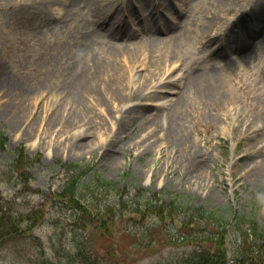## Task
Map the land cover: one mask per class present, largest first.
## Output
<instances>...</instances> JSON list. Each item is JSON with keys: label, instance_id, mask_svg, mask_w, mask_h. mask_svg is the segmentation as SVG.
Returning <instances> with one entry per match:
<instances>
[{"label": "rangeland", "instance_id": "374dc122", "mask_svg": "<svg viewBox=\"0 0 264 264\" xmlns=\"http://www.w3.org/2000/svg\"><path fill=\"white\" fill-rule=\"evenodd\" d=\"M128 1L134 7L127 29L136 27L134 38L125 41L130 48L146 40L145 24L167 21L170 14L175 17L167 29L174 38L151 44L141 55L148 59V66L135 74L144 76L139 80L143 86L151 87L152 78L169 75L156 61L176 60L172 77L186 71L205 79L218 72L223 75L219 86L223 94L195 97L187 105L184 124L190 139L185 148L192 151L187 164L181 161V148L174 152L171 141L162 140L161 130L156 135L150 132L144 140L137 136L145 125L152 126L157 112L166 111L157 109L154 99L142 101L148 118L138 121L136 116L130 135L118 136L106 152L98 140L111 137L110 120L95 121L89 135L78 139H89V147L74 149L66 145L68 133L55 127L48 130L40 120L28 134V120L13 123L0 106V132L8 137L4 146L0 140V264H194L197 254L206 256L222 249L231 263L241 246L230 226L235 224L234 215L247 214L264 226V0H162L168 9L158 11L148 5L152 0ZM61 3L45 7L35 0H18L0 6V58L13 67L19 64L22 73L43 88L53 80L38 56L53 45L69 49L84 33ZM82 11V20L103 34L104 28L90 22ZM217 27L221 35L226 32V40L230 35L242 42L241 49L214 57L213 48L224 37L209 41L202 40V35ZM119 39L104 33L89 54L106 55L120 44ZM169 86L179 89L176 84ZM47 94H39L35 104L40 113L50 99ZM20 146L37 158L32 167L13 166L14 152ZM72 162L87 166L78 182L91 186L78 203L63 189L70 174L64 164ZM107 181L116 182V189L123 188L121 199L126 205ZM141 187L147 196L177 195L230 219L224 243L202 238L207 233L216 235L221 219L207 216V220L184 222L182 217L131 211L128 206L134 197L138 199ZM179 234L196 239L172 240Z\"/></svg>", "mask_w": 264, "mask_h": 264}, {"label": "bare ground", "instance_id": "6f19581e", "mask_svg": "<svg viewBox=\"0 0 264 264\" xmlns=\"http://www.w3.org/2000/svg\"><path fill=\"white\" fill-rule=\"evenodd\" d=\"M17 1L0 0V6L11 5ZM58 1L59 3L62 1L61 4H63L65 13L72 15L73 21L81 26L84 33L74 43L73 47L68 49L67 45L64 47L59 44L53 45L38 56L37 60L42 62V68L46 69V73L53 80L49 83L50 87L43 88L42 83L35 82L24 75L19 64L13 67L6 60L0 58V99H3L0 106H2V114L13 123L28 120L30 123L26 128L28 134L31 133L35 121H44L48 130L55 127L68 133L66 145L74 149L89 147V139L85 141L78 139L84 135H89L91 126L95 121L100 123L104 120H110L112 132L109 135L111 137L106 136L98 140L103 152H106L108 149H112V142L118 136L130 135L129 128L133 127L132 123L135 122L136 116L137 120L148 118L143 112L145 103L142 101L144 98L154 99L157 101L155 107L157 109L164 108L163 110L166 111L159 114L157 112V115L151 118L152 126L145 125L142 129L144 131L137 132V136H141V140H144L150 137L148 135L150 132V134L156 135L161 130L159 135H161L162 140L171 141L173 148H175L174 152L181 148L183 155L181 161L187 164L186 159L192 151L185 148L190 139V133L184 124L187 118L186 107L191 104L190 100L195 97L201 100L213 94L222 96L223 92H219V86L223 75L213 72L210 78L207 76L203 79L201 75L185 71L176 77H172L171 74L177 61H169L167 64L165 61L159 63L156 61L157 67L164 68L169 75L164 77L161 74L156 80L152 78V86L145 87L142 81H139L144 76L138 77L135 71L148 66V59L144 60V57H141L148 46L156 42L170 41L174 38L173 33L167 30L175 22V17L172 14L168 16L167 21L151 23L150 26L149 23L145 24L147 28L145 31L146 40L141 41V45H133L130 48L125 41L134 38L132 30L134 31L136 28L131 26L132 30L127 29L132 17L130 13L134 7V5L129 4L130 1L35 0L45 7H49ZM148 5L155 11H158V8L168 9V4L162 0H152ZM75 6L76 8H74ZM81 10L88 14L90 22H97L104 28L103 34L108 33L114 39L115 37L116 39L120 38V44L114 50L108 54L105 53L106 55L89 54L95 41L101 39L103 34L82 20L79 16ZM164 31L166 32L165 35H158V32ZM221 33H223L221 27H217L214 31L202 35V40L211 41L217 36L225 39L226 32L224 35ZM249 34L248 31L246 36ZM244 35L240 34V36L245 37ZM202 40L200 41L203 42ZM241 43L237 38L227 36V40H222L218 46L213 48L214 57L237 52L241 49ZM235 57L232 56V58ZM172 84L178 85L179 89L172 90L169 86ZM133 85L135 88H131ZM43 92L49 93L50 99L42 104V113H40L35 109V104L39 94ZM162 92H171L172 94L166 95ZM133 112L138 113V115H132ZM254 130L255 128L252 129V132ZM245 131L248 132L249 130L244 129L243 132ZM175 157L179 159L178 154H175ZM168 168L171 171L174 169L171 166Z\"/></svg>", "mask_w": 264, "mask_h": 264}, {"label": "trees", "instance_id": "16d2710c", "mask_svg": "<svg viewBox=\"0 0 264 264\" xmlns=\"http://www.w3.org/2000/svg\"><path fill=\"white\" fill-rule=\"evenodd\" d=\"M0 140L3 141L4 146L6 139L8 138L3 132H0ZM37 158L28 156L23 147L16 148L14 152V157L12 160L13 166L20 168L23 165L27 167H32ZM64 168L69 175L66 176L63 189L69 190L72 196V200L74 203H78L79 197H84L86 195V190L88 188V183H79V178L86 172L87 166L81 165L76 162L64 164ZM105 183H112V188L118 192L119 198H122L123 188L116 189V182L107 181ZM80 184V185H79ZM98 183H94V187H96ZM102 184V183H101ZM141 193L137 198L134 197L131 200V204L129 209L138 213H155L158 215L166 214L167 216H171L173 219L175 217L184 218V222L188 220L189 222H195V220H200L204 218H210V220H219L220 228L216 231V235L207 233V235H203L202 238H210L212 240H217L216 242L219 244L224 243L225 236L228 232L226 230V226L229 225L230 219H226L224 215H219L214 210L204 209L203 207H196L192 205L188 200L180 199L177 195L170 196L165 199L163 195H157L156 193H149L146 195V190L144 188H140ZM126 193V192H125ZM123 200V199H121ZM121 203L126 205L125 200ZM234 215V214H233ZM208 216V217H207ZM207 217V218H206ZM233 218V217H232ZM235 224L230 225L231 229L234 230L232 234L236 237L239 236L241 246L236 248L233 260L231 263H227L225 260V249H222L214 254H207L206 256L196 255L194 264H264L263 259L260 255L264 257V226H261L257 223L256 219L247 214H236L234 215ZM210 235V237H208ZM185 239H196L195 236L188 235H174L172 236V240H185ZM219 240V241H218ZM259 260L261 263L256 262L255 260Z\"/></svg>", "mask_w": 264, "mask_h": 264}]
</instances>
